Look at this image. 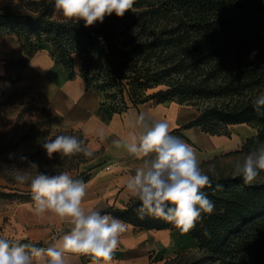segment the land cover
<instances>
[{
  "label": "trees",
  "instance_id": "trees-1",
  "mask_svg": "<svg viewBox=\"0 0 264 264\" xmlns=\"http://www.w3.org/2000/svg\"><path fill=\"white\" fill-rule=\"evenodd\" d=\"M53 16L54 0H20L0 10V29L13 23L30 54L51 45L53 59L70 78L77 75L79 59L86 88L101 94L103 117L151 101H175L199 112L187 127L230 135V125L247 123L257 133L241 151L264 142V108L253 106L264 91V0H135L123 17L113 13L88 28L83 21L60 23ZM87 177L82 172L74 179ZM260 178L264 173L252 184L232 173L211 177L213 186L204 192L215 209L187 232L202 253L167 264H264ZM137 207L134 198L124 209L101 212L141 229L175 227L153 216L140 218Z\"/></svg>",
  "mask_w": 264,
  "mask_h": 264
},
{
  "label": "clouds",
  "instance_id": "clouds-1",
  "mask_svg": "<svg viewBox=\"0 0 264 264\" xmlns=\"http://www.w3.org/2000/svg\"><path fill=\"white\" fill-rule=\"evenodd\" d=\"M134 2L54 0L53 18L58 14L60 23L83 21L88 28L103 23L113 13L123 17ZM253 106L257 111L264 108V91L255 96ZM136 125L142 129L139 135L133 133L127 141H113L116 148H125L129 155L141 161L125 184L127 192L139 201L136 214L140 218L147 215L163 219L182 233L193 230L202 215H210L215 209L214 202L204 192L213 186L211 177L202 169L193 147L173 136L166 122L150 121L142 114ZM43 148L49 159L54 154L93 155L84 141L73 135L46 139ZM231 163L233 178L240 177L245 184H252L264 173V142L243 159ZM208 172L218 175L215 165L209 166ZM14 179L29 186L37 216L58 217L70 225V230L47 247L0 237V264H66L68 254L90 256L92 264H114L113 253L127 225L117 217L84 206L87 184L83 180L74 179L68 171L45 174L38 171L35 162H29L26 169H16Z\"/></svg>",
  "mask_w": 264,
  "mask_h": 264
},
{
  "label": "crops",
  "instance_id": "crops-1",
  "mask_svg": "<svg viewBox=\"0 0 264 264\" xmlns=\"http://www.w3.org/2000/svg\"><path fill=\"white\" fill-rule=\"evenodd\" d=\"M19 1L0 0V9ZM51 51V45L45 44L30 54L17 34L0 36V81H12L14 88L28 92L51 111L57 128L79 132L85 146L92 151V157L80 169L88 176L84 181L87 184L86 208L124 209L134 199L125 184L141 161L129 155L125 148H116L113 141H127L133 133L139 135L142 129L136 125V120L142 114L150 121L166 122L170 132L180 130L173 136L193 147L202 168L257 133L246 123L230 125V135H212L198 126L187 127L199 112L193 105L175 101L129 106L126 111L107 119L99 113L101 94L86 88L79 69L77 75L70 78L55 62ZM29 206L28 210L20 208L24 213L14 221L15 234L21 239L47 247L70 230L67 222L49 214L37 216L33 205ZM123 222L127 230L113 253L114 264H167L177 253L195 252L199 248L196 238L176 227L141 229ZM66 264H92V259L68 254Z\"/></svg>",
  "mask_w": 264,
  "mask_h": 264
},
{
  "label": "rangeland",
  "instance_id": "rangeland-1",
  "mask_svg": "<svg viewBox=\"0 0 264 264\" xmlns=\"http://www.w3.org/2000/svg\"><path fill=\"white\" fill-rule=\"evenodd\" d=\"M56 19H59L58 14H56ZM16 31L17 27L9 23L0 29V36L9 33L17 34ZM80 67L81 61L76 59L75 69L80 70ZM202 104L203 102L198 107H203ZM57 135H73L83 140L77 131L57 128L54 115L28 92L14 88L12 81H0V237L30 243L17 236L14 229V221L18 215L21 216L24 213L20 208L28 210L29 205H33L29 186L20 185L14 179L16 169H26L29 162H35L40 172L55 175L68 171L74 178L82 173L80 169L92 157H85L82 153L71 157L54 154L49 159L43 144L46 139H54ZM244 143L240 142L237 147L216 156V160L206 164L202 169L210 177L232 173L231 162L243 159V156L247 154L241 151ZM211 165H215L218 175L208 172ZM25 203L31 204L26 206ZM201 253L200 248L195 252L182 251L177 253L175 258H179L177 261L186 262L191 255L194 258Z\"/></svg>",
  "mask_w": 264,
  "mask_h": 264
},
{
  "label": "built area",
  "instance_id": "built-area-1",
  "mask_svg": "<svg viewBox=\"0 0 264 264\" xmlns=\"http://www.w3.org/2000/svg\"><path fill=\"white\" fill-rule=\"evenodd\" d=\"M108 168H110V167H108Z\"/></svg>",
  "mask_w": 264,
  "mask_h": 264
}]
</instances>
